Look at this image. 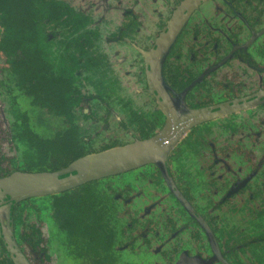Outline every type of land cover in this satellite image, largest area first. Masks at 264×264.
<instances>
[{
	"label": "flooded vegetation",
	"instance_id": "af4514ba",
	"mask_svg": "<svg viewBox=\"0 0 264 264\" xmlns=\"http://www.w3.org/2000/svg\"><path fill=\"white\" fill-rule=\"evenodd\" d=\"M0 264H264V0H0Z\"/></svg>",
	"mask_w": 264,
	"mask_h": 264
},
{
	"label": "water",
	"instance_id": "95a60500",
	"mask_svg": "<svg viewBox=\"0 0 264 264\" xmlns=\"http://www.w3.org/2000/svg\"><path fill=\"white\" fill-rule=\"evenodd\" d=\"M127 148L128 150L130 149V147ZM118 152L122 154L124 151L123 149L118 151L117 148L108 149L103 153L84 156L60 171L37 173L38 177H41V175L44 174H50L53 181L48 182L42 177L44 180L43 185L37 188L36 193H53L62 191L90 178L112 171L122 170L133 164L131 161L121 163L116 162L115 159ZM78 169L84 170L78 171Z\"/></svg>",
	"mask_w": 264,
	"mask_h": 264
},
{
	"label": "bare ground",
	"instance_id": "6f19581e",
	"mask_svg": "<svg viewBox=\"0 0 264 264\" xmlns=\"http://www.w3.org/2000/svg\"><path fill=\"white\" fill-rule=\"evenodd\" d=\"M146 147H149V146H144L143 144L142 145L141 144H136L134 149H135L136 153H140L141 150L146 148ZM82 170H84V169H78V171H82ZM42 177L45 180H47L48 182H52L53 181V179L51 178L50 174H44V175H41V177H38V175L31 176V179L35 180V182H34L35 187H39V186L43 185L44 180L42 179ZM20 180H22V178Z\"/></svg>",
	"mask_w": 264,
	"mask_h": 264
}]
</instances>
